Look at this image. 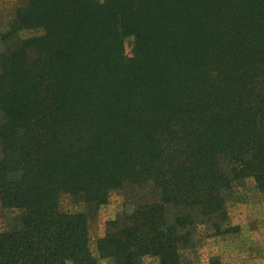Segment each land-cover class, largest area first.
Wrapping results in <instances>:
<instances>
[{
	"label": "trees",
	"instance_id": "obj_1",
	"mask_svg": "<svg viewBox=\"0 0 264 264\" xmlns=\"http://www.w3.org/2000/svg\"><path fill=\"white\" fill-rule=\"evenodd\" d=\"M0 45V264H184L264 191V0H22Z\"/></svg>",
	"mask_w": 264,
	"mask_h": 264
},
{
	"label": "rangeland",
	"instance_id": "obj_2",
	"mask_svg": "<svg viewBox=\"0 0 264 264\" xmlns=\"http://www.w3.org/2000/svg\"><path fill=\"white\" fill-rule=\"evenodd\" d=\"M15 1L19 7L22 0ZM17 7L0 2V31L6 29ZM39 33L41 31L29 29L21 31L20 36L29 37ZM133 46L131 37L124 39V51L129 57L132 55ZM124 203V191L112 190L105 203L89 213V243L94 255H96L95 242L104 235L106 222L114 219L124 209ZM250 203H254L252 207ZM59 204L62 211H86L82 203L73 202L67 194L61 195ZM261 209H264V191L257 189L254 182L247 179L243 185L236 187L235 194L228 204L230 225L236 229L227 235L208 236L206 227L198 225L194 236L195 246L185 252L184 264H209L210 261H216L218 264H252L253 259L264 256V246L256 245L248 231L257 224L254 218L258 215V211L262 212ZM15 214L16 211L5 209L0 204V231L7 227L9 218ZM98 264H113V262L98 259Z\"/></svg>",
	"mask_w": 264,
	"mask_h": 264
},
{
	"label": "crops",
	"instance_id": "obj_3",
	"mask_svg": "<svg viewBox=\"0 0 264 264\" xmlns=\"http://www.w3.org/2000/svg\"><path fill=\"white\" fill-rule=\"evenodd\" d=\"M6 3V5L9 6V4L12 6L17 7L15 0H0V2ZM11 1V3H10ZM251 204V203H250ZM254 203L251 204V207ZM258 209V208H255ZM262 212L258 211V215L255 216V220L257 221V224L254 225V227L250 228L248 231L250 233V238H252L253 242L258 246H264V209H261ZM244 228L246 226L242 225ZM252 264H264V256H260L258 258L253 259Z\"/></svg>",
	"mask_w": 264,
	"mask_h": 264
}]
</instances>
